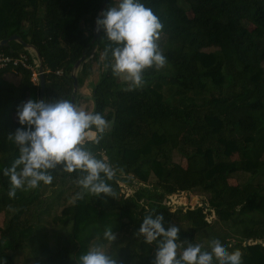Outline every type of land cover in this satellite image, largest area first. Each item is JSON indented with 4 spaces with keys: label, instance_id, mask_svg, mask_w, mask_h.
<instances>
[{
    "label": "trees",
    "instance_id": "obj_1",
    "mask_svg": "<svg viewBox=\"0 0 264 264\" xmlns=\"http://www.w3.org/2000/svg\"><path fill=\"white\" fill-rule=\"evenodd\" d=\"M103 1L0 0V41L17 35L37 49L43 99L71 100L73 66L84 55L74 103L82 98L97 53L109 43L101 29L91 42ZM118 2L108 0L105 9ZM141 3L162 24L165 65L146 68L143 85L130 88L112 74L104 54L106 67L91 93V112L110 126L99 144L85 147L113 167L107 183L114 197L77 199L81 173L58 166L50 170L52 183L9 198L2 170L19 152L8 135L20 127L17 105L39 99L40 85L29 69L0 67V264H15L9 253L27 247L46 264H77L97 243L108 244L117 264H153L155 243L145 244L136 233L145 216L156 214L166 227L180 229L181 240L207 246L220 238L229 251L241 252L242 264H264V0ZM0 53L17 57L28 49L10 41ZM174 151L184 165L173 161ZM134 180L140 185L126 196L121 184L133 186ZM181 192L199 195L203 205L171 210L164 204ZM211 211L214 219L207 221ZM51 224L59 226L55 238ZM106 228L115 233L113 243L103 239Z\"/></svg>",
    "mask_w": 264,
    "mask_h": 264
},
{
    "label": "clouds",
    "instance_id": "obj_2",
    "mask_svg": "<svg viewBox=\"0 0 264 264\" xmlns=\"http://www.w3.org/2000/svg\"><path fill=\"white\" fill-rule=\"evenodd\" d=\"M103 37L109 42L105 48L108 67L115 77L128 82L130 88L143 85V71L155 66L162 68L166 58L157 44L162 24L153 11L141 0H119L107 7L96 20ZM16 117L20 127L8 135L18 148V158L4 168L8 177L9 198L17 190L36 189L50 184V170L81 173L77 199L84 195L114 197L107 181L114 178L113 167L103 158H97L85 147L86 143L99 144L109 124L100 113L87 112L68 99H28L17 105ZM180 229L165 226L162 214L147 215L140 223L137 236L145 244L155 243L153 264H242L239 250L229 251L220 238L208 241L207 246L181 240ZM103 239H116L112 228H106ZM178 249L181 251L178 252ZM77 264H117L97 243L78 257Z\"/></svg>",
    "mask_w": 264,
    "mask_h": 264
},
{
    "label": "rangeland",
    "instance_id": "obj_3",
    "mask_svg": "<svg viewBox=\"0 0 264 264\" xmlns=\"http://www.w3.org/2000/svg\"><path fill=\"white\" fill-rule=\"evenodd\" d=\"M156 42L159 46V49L161 50L162 46L164 45V37L161 34H159ZM208 50H211V49H208ZM28 55H30L31 57H34L35 52L32 49L28 48ZM105 67H106V65L104 62V54L99 52V53H97L96 60L93 63L92 73L88 78V83H90V84H87V87L89 88L88 90H90V88H92L93 85L100 79V77L104 73ZM76 75H77V72H76ZM119 80L121 82H126L122 78H119ZM77 92H78V89H77ZM76 105L79 108H81L82 110H85L87 112H91L92 108H93L92 97H88L86 99L81 98L80 100H77ZM108 124L110 126V123H108ZM109 126H108V128H109ZM172 158H173L174 162L182 163L183 165L186 162L185 158L180 153H178L177 151L173 152ZM245 179H246V175H245ZM259 179L261 181H264V176H260ZM122 186L125 187V190H129L128 186H126V185H122ZM185 194H187V193L182 192V193H178L176 195H171L172 200H170V206H172V208H176V207L187 208L188 206L193 207L194 205H196V202L203 200L197 194L192 193L191 194L192 196L191 195H185ZM188 196L192 197L190 202L186 200V198ZM213 219H214V217H213ZM213 219H211L210 221H212ZM4 220H5L4 215L1 213L0 214V227L3 225ZM47 229H48V232L51 234V236L53 235L52 237L55 238V236L57 235L59 226L51 224V225L47 226ZM245 243H247V241ZM94 246L95 245L93 244V245H91L90 248H92ZM103 246H104V250L106 251L108 244L103 245ZM9 254L11 256H13V258L15 259V264H46L43 262L42 257H37V256L33 255L32 251H31V247H27L23 251H19V252H10Z\"/></svg>",
    "mask_w": 264,
    "mask_h": 264
},
{
    "label": "built area",
    "instance_id": "obj_4",
    "mask_svg": "<svg viewBox=\"0 0 264 264\" xmlns=\"http://www.w3.org/2000/svg\"><path fill=\"white\" fill-rule=\"evenodd\" d=\"M30 60L32 61V63L29 62ZM9 64H11L13 66H19L20 65L26 69H29L31 71V81L33 83L39 82V73H38L39 63H38V60L36 59L35 56L31 57L28 54L21 53L17 57H12V56H7V55L0 53V67L7 66ZM57 73H60V71H58ZM133 183H134L133 186H128L129 190H125V187H123L122 186L123 184H122L121 185V192L124 193L126 196L131 194L133 192V190L137 189V187L140 185V183L137 180H134ZM172 195H176V194H172ZM185 195H187V194H185ZM189 195H191V194H189ZM170 200H172L171 195H169L165 198L164 204L166 206L170 207L171 210H174L175 208H172V206H170ZM202 205H203V202L199 201V202H196V205H194L193 207L188 206L187 208L191 209V208H194L196 206H202ZM207 210H210V209L207 208ZM213 217H214V214L211 211V214L207 215L206 219H207V221H210L211 219H213Z\"/></svg>",
    "mask_w": 264,
    "mask_h": 264
},
{
    "label": "water",
    "instance_id": "obj_5",
    "mask_svg": "<svg viewBox=\"0 0 264 264\" xmlns=\"http://www.w3.org/2000/svg\"><path fill=\"white\" fill-rule=\"evenodd\" d=\"M107 1L108 0H104L102 6L99 9V13L98 15H96L95 19H94V29H93V37L91 42H94L97 37L100 34V29L98 27V25L96 24V20L99 18V14L105 9L106 5H107ZM10 41H18L19 43L23 44L25 46V48H30L35 52V56L36 59L38 60L39 66H38V73H39V85H40V93H39V99H43V91H44V86H45V81H44V74H43V69H42V62H41V58H40V54L37 51V49L29 44L24 43L19 36L17 35H12L7 39L1 40L0 41V46H7L8 43ZM94 52V51H92ZM84 62V55L81 56V58L75 63V65L73 66V71H72V78H73V93L75 94L77 92L78 89V82H77V77H76V72L77 70L80 68L81 64ZM71 96V101L74 103L75 100V95Z\"/></svg>",
    "mask_w": 264,
    "mask_h": 264
},
{
    "label": "crops",
    "instance_id": "obj_6",
    "mask_svg": "<svg viewBox=\"0 0 264 264\" xmlns=\"http://www.w3.org/2000/svg\"><path fill=\"white\" fill-rule=\"evenodd\" d=\"M6 77H7V79H9V80H11L13 82H18V77L13 75V74H8ZM87 84H90V83H88V80L80 88V93L82 94V98H85V99L88 98V97H91V93H92V88H90V90H88L89 88L87 87Z\"/></svg>",
    "mask_w": 264,
    "mask_h": 264
}]
</instances>
